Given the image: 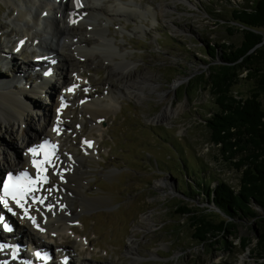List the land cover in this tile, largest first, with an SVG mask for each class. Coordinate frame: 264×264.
I'll list each match as a JSON object with an SVG mask.
<instances>
[{
  "label": "rangeland",
  "instance_id": "rangeland-1",
  "mask_svg": "<svg viewBox=\"0 0 264 264\" xmlns=\"http://www.w3.org/2000/svg\"><path fill=\"white\" fill-rule=\"evenodd\" d=\"M122 1L125 8L148 9L150 14L120 17L105 25L108 41L125 55L127 67L116 57L96 51L95 59H88L78 69L86 89L68 102L58 142L64 151H76V160L82 163L78 171L83 191L69 198L73 233L56 232L52 240L43 239L51 248L50 264H59L63 254L56 253L60 246L70 258L68 264H254L251 250L256 245L258 226L253 221L237 224L234 235L226 238L231 248L223 250L192 242L188 216L175 214L183 205L194 212L202 211L205 197L190 192L198 178L210 187H214V180L237 186V172L208 141L205 119L214 105L207 85L196 80L200 75L201 82L206 79L213 62L205 55L206 46L240 43L242 37L231 22V12L254 0ZM9 8L0 1L3 51L14 38ZM228 27H232L231 33ZM82 29L89 31L87 26ZM260 33L264 37V29ZM24 51L22 56L12 55L16 70L22 61L31 59L26 58L28 49ZM2 69L0 64V77L8 79L12 72ZM112 73L128 74L127 80L142 84L145 92L131 97ZM245 76L242 73L241 81L232 88L238 98L247 97L251 91ZM50 81L52 90L62 92L56 78ZM36 84L29 83L27 89V82H22L17 88L35 107L25 122L11 121L9 131L0 125L2 172L8 169L4 161L12 166L10 159L23 154L25 131L31 137L39 133L42 111L53 112L46 105L49 98L30 93ZM109 88L114 91L115 107L95 124L89 112L82 110L79 99L88 94L84 98L89 101L109 102ZM43 138L47 137L37 136L36 142ZM87 140L94 144L90 154L82 149ZM243 238L250 242L245 250L240 249Z\"/></svg>",
  "mask_w": 264,
  "mask_h": 264
},
{
  "label": "bare ground",
  "instance_id": "bare-ground-1",
  "mask_svg": "<svg viewBox=\"0 0 264 264\" xmlns=\"http://www.w3.org/2000/svg\"><path fill=\"white\" fill-rule=\"evenodd\" d=\"M0 1H2L6 7L7 5L10 6L7 15L8 17L13 16L12 24L15 26L11 30L14 31V38H11L10 41L8 40V46L5 47V49L9 50L3 51L0 48V64L2 67L6 66V71L3 72H12L8 79H2L0 77V125L8 128L7 131H9L11 121L23 124L26 116H28L27 114L35 109L33 105H30V103L25 100L26 95L23 93L24 91L17 89L22 82L28 83L32 78H38L40 85L35 86L30 90V93L34 95H42L44 93L45 96L49 98V105L53 108L52 114L46 110H41L42 120L39 133H34L31 137L25 131L23 154L19 156L14 155V158L10 159L12 166L7 164V160L4 161V163L6 162L4 166L8 168L5 171H19L20 169H24L30 176L35 178L36 170L30 166L28 149L36 147L39 144V141L36 142L37 136L49 137L52 139L53 145L56 146L54 166H50L47 172L49 183L41 185L40 191L37 192L40 194V199L42 198L45 201L44 205L34 206L31 203V199H29V214L35 217L39 227L33 225L27 218L22 219V211L15 208L14 205L11 206L13 210L17 212L15 216L0 206V223L5 221L10 222L16 228L18 234L21 232L20 234H23L24 237L33 244L32 246L26 243L23 244L21 239L17 236L13 237V242H19L22 244V247L16 250L10 246L0 249V264H2L3 261H5L6 264H16L10 258L13 254L16 258L24 257L27 261L30 260L29 264H40L41 261L39 259L35 258L32 253L27 255L26 251L32 252L30 249H33L46 252L47 254L51 248L45 245L43 239L52 240L56 232L68 230L73 233L70 224L72 217H74V213L70 208L69 198L73 195H79L80 191H83L80 187L83 182L79 177L81 174L78 171L82 163L79 164L76 160L78 157L76 151H64L59 146L58 135L62 132L64 127V124L61 122V117L69 110L68 106L66 109L61 110L59 105L64 101L67 102L71 100L76 93H79L81 96V89H86L83 79L84 75L82 72L78 71V69L84 66L88 59L94 60L96 51H101L103 54L105 53L108 56L116 57L122 64L124 63L125 66L128 64L125 55L119 53L117 47L112 44L111 41H108V28H106L105 25L120 17L130 18L135 15L143 16L150 14V12L148 9L136 11L127 7L125 8L122 5L126 3L124 4L122 0H81L83 2V8L80 10H76L77 4L75 0H46V2L43 0ZM21 1L22 3H20ZM151 14L152 17H154V14ZM71 20H75L76 23H71ZM83 26L89 27V31L82 29ZM3 35L4 33L0 34V37ZM10 35L11 34L6 35V39ZM26 49H28L26 58L45 56V58L51 61L43 65L33 64L26 67L16 66V70L12 55L22 56L26 52L24 51ZM40 67H45L41 69L43 71L50 70L49 77L51 78L54 75L57 82L60 84L62 92L51 89V86L54 85L51 84L50 79L44 80L39 77L38 74H33V72ZM111 75L118 77L122 90L131 97H139L138 93L143 94L145 92L142 84L127 80L128 74L120 73L114 75L112 73ZM68 76H70V78ZM16 83H19V85L17 86ZM69 89L72 90L69 91ZM109 89L111 93L109 95L107 93L106 96L109 102L106 101L101 103L100 100L89 101L90 99H86L88 98V94H83L86 98L81 97L79 99L82 100L80 104L82 110L84 108L89 112L95 124L105 119V116L115 107L114 91L112 88ZM2 90L5 92L2 93ZM51 95L54 96L53 99L50 98ZM37 109H39V107H37ZM57 127L60 129L59 133L54 131ZM87 142L90 141L87 140ZM87 142H85V146L82 147V149L86 154H90L94 152V144L92 147H88ZM79 160L81 161L80 158ZM5 171H0V174ZM37 193H35V196ZM49 206H51V210H49ZM39 214L40 216L42 215V218H39ZM29 229L32 230V232H30ZM41 229H45V232L42 233ZM5 235H12V232H5L0 228V242L7 241L4 239ZM36 235L41 238H37ZM23 249L26 250L21 252ZM57 249V255L63 254L62 257H59V264L70 263V258L66 256V251H63L61 246ZM60 251L61 253L59 254ZM61 258L62 260H60ZM63 259H67V262H64Z\"/></svg>",
  "mask_w": 264,
  "mask_h": 264
},
{
  "label": "trees",
  "instance_id": "trees-1",
  "mask_svg": "<svg viewBox=\"0 0 264 264\" xmlns=\"http://www.w3.org/2000/svg\"><path fill=\"white\" fill-rule=\"evenodd\" d=\"M231 17L241 34L240 43L206 46L205 55L213 62L206 79L201 82L200 75L196 82L207 85L214 105L205 119L208 141L237 172L238 183L234 188L214 180V187H210L197 177L190 192L205 197V206L201 212H194L183 205L175 214L188 216L192 242L223 250L231 248L226 238L234 235L237 224L253 221L258 226L256 245L251 250L254 264H264V37L260 33L264 29V0L246 2L233 10ZM228 28L231 33L232 27ZM242 73L251 91L247 97L238 98L232 88L241 81ZM240 242L241 250L250 243L248 238Z\"/></svg>",
  "mask_w": 264,
  "mask_h": 264
},
{
  "label": "snow or ice",
  "instance_id": "snow-or-ice-1",
  "mask_svg": "<svg viewBox=\"0 0 264 264\" xmlns=\"http://www.w3.org/2000/svg\"><path fill=\"white\" fill-rule=\"evenodd\" d=\"M76 3L82 7L80 0H76ZM70 22L76 23L75 20ZM71 90L69 89V91ZM62 107H64L63 104L61 105ZM54 131L59 133L60 129L57 127ZM87 146L91 147V142H87ZM28 153L32 157V167L36 170L35 178L30 176L27 171H22L15 175L9 173L7 179L3 181V187L0 188V206L15 216L17 212L11 206L14 205L15 208L22 211V219L27 218L33 225L39 227L35 217L29 214V199H31L32 204L43 203V199H37L35 193L40 191L41 185L49 183L47 172L50 166H54L56 146L45 141L36 147L29 148ZM49 210H51V206H49ZM3 230L12 231L11 227L7 226Z\"/></svg>",
  "mask_w": 264,
  "mask_h": 264
}]
</instances>
